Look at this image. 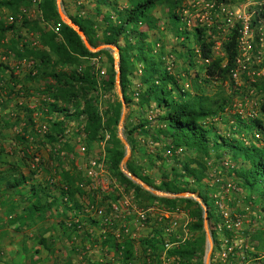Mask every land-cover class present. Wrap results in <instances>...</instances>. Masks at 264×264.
Here are the masks:
<instances>
[{"label":"rangeland","instance_id":"obj_1","mask_svg":"<svg viewBox=\"0 0 264 264\" xmlns=\"http://www.w3.org/2000/svg\"><path fill=\"white\" fill-rule=\"evenodd\" d=\"M71 3H80L83 5V10L80 14L92 12V4L87 0H69ZM120 4L126 3V0H117ZM259 0H232L231 3H226L227 9L235 12L234 14H250L253 12L256 2ZM56 2V0H55ZM70 3V4H71ZM59 4L64 13L62 5L59 0ZM179 5L183 7L181 14L185 17H189V22L185 25L187 29L191 28V25L198 24V13L203 10L208 11L210 14V22L207 24V33L210 34L212 39L211 52L213 55H223L222 43L225 39L227 32L230 27L239 17H232V21H224L223 15L210 7H206L202 0H180ZM25 7V12H21L20 9ZM107 9L103 6L102 11L107 12ZM168 7L165 4H156L152 12L157 16V23L159 24V45L163 52L166 53L165 63L169 65L168 70L178 75V83L183 89L188 91L190 94H207L212 98H224L226 103L223 109L215 115L206 117V120L214 122V124L220 128L224 133L231 129L233 115L238 113L244 117L257 116L264 120V94L257 84L252 85L250 82L259 80V77L264 74V42L259 44L255 35L252 39V48L248 51L249 56L246 59V68L241 70L236 78L229 77L226 80H207L202 79V68L200 67V61L196 57H192L194 62L188 64V61L183 57L182 53L187 46H191L192 42H185L187 46H184L179 42L182 40L181 37H176L174 31L176 28L182 29L183 23L172 21L168 17ZM178 10V8L176 9ZM32 14L30 17H26ZM8 15L13 17L11 24L12 27L6 29L0 34V50L6 52V60L9 63L0 62V133L4 134L5 130H13L19 128L22 125L23 110L19 107L20 105L34 106L35 104L41 103V100L52 101L50 95V88H47V83H51L49 72L50 70L68 69L69 67H75L78 63H55V54L52 53L50 48L40 40L36 38L35 43H31V39L26 35L20 28L19 23L23 18L27 20H38V13L35 11V6L32 0H0V20L6 23ZM59 15V14H58ZM25 16V17H24ZM60 17V15H59ZM251 17V15H250ZM249 17V21H250ZM40 26L41 22L37 21ZM51 23V21L49 20ZM69 24V23H68ZM254 26V25H252ZM24 28V27H23ZM6 39H3V38ZM82 38V37H81ZM83 38L84 35H83ZM86 39V38H85ZM87 41V40H86ZM88 42V41H87ZM17 44H19L17 46ZM89 44V43H88ZM90 45V44H89ZM114 44L110 43H99L96 46H91L89 50L95 51L91 56L97 57V64L99 68L104 70L103 73L93 71V78L95 82L93 85L86 89L85 96L89 98L92 104L94 112L101 116L102 121L109 122V128L104 129L101 133V137L93 139L87 142L84 138L85 135L82 132V113L75 115L71 114L69 117L56 115L55 112H51L50 118L56 121L54 125H49L43 120L42 115L37 109H34L31 116L34 118V125L39 128L40 131L49 130V132H60L51 133L54 134L55 140L53 144H47L39 149L38 154L44 159L43 163L36 169L35 177L39 179L47 180L49 176L58 178V173L54 171V168L58 170H69L71 172L72 190L77 203L83 206L98 205L104 206L107 210V205L114 199H121L122 197L133 198L134 189L131 185L123 183L116 176H114L108 169L105 161V146L108 144L111 135L110 130L115 132V135L119 138L123 146V155L119 161V168H125V162L131 163L138 172L136 175L146 176L149 178L151 184H147L152 194L162 197H179L187 196L197 202V205L201 209L202 217V232L204 233L203 243V258L210 244L209 250V264H218V256L216 255L215 245L219 232H214V222L210 221L208 224L207 217L204 219V201L201 195H204L208 200L212 192L218 194L222 200L227 197L228 206L239 212L243 218L242 226L245 229V242L250 247L251 256H259L258 259L254 260V264H264V199L258 198L254 192L248 186L242 185L238 182L237 176L232 173L231 166L233 160L227 157L224 153L221 157L216 158L212 150H209L208 154L204 155L198 151L192 149L181 148L177 150L174 146L171 150L167 147L168 139L164 137L161 132L162 122L158 118L161 109L157 108L154 101L149 98L142 100L141 91L139 88V82L137 75H132L126 82L124 90L121 88L120 77L116 74V67L118 65V49L115 48ZM12 46L23 48L26 50H32L36 52L35 56H31L26 51L24 55L15 58V54L12 50ZM11 47V48H9ZM98 48H105L113 57V83L110 87L106 86L104 81L107 78L105 66L107 64L106 55L102 51H96ZM24 49V50H25ZM187 50V49H186ZM46 52L49 54V59L42 54ZM185 52V51H184ZM183 52V53H184ZM169 55V56H168ZM47 61L46 74L39 76L28 77V74H34L35 68H39L41 62ZM135 67H140V63L134 61ZM6 75L2 74L4 68ZM46 80V81H45ZM48 83V84H49ZM45 85V88H44ZM48 89L46 95L44 90ZM46 91V90H45ZM137 92L136 94L134 92ZM123 92L125 94V100ZM69 101L66 106V112L69 114L72 111L77 112L82 107L83 96L77 95ZM119 102V115L115 121L112 120V110ZM47 104H43V108L46 109ZM49 114V113H48ZM47 116V114H44ZM143 123V127L147 128V132L139 133L140 126L137 124ZM130 125H136L135 131L131 134L126 133L127 127ZM60 127V128H59ZM242 131L243 136H247L248 132ZM255 132V130H253ZM2 135L5 138H11V136ZM11 142L5 141L4 143ZM84 145V149H80V145ZM8 146V145H7ZM47 157V159H46ZM104 158L103 171L106 176L110 178L109 190H102L96 185L95 176H89L85 172V164L91 158ZM227 160L229 166L222 164V160ZM72 163L74 167H72ZM201 164V175L198 180H195L190 175H186L183 170V164L194 166L198 168V164ZM178 173V176L174 178L178 181V185L184 186L185 190L182 192L186 195H181L178 192H171L157 188L162 176L166 174L168 178H171V171L173 170ZM122 171V170H121ZM129 171V170H128ZM123 172V171H122ZM124 173V172H123ZM125 174V173H124ZM126 175V174H125ZM219 176L222 180H230L236 183L237 189L228 190L224 193L222 188L213 183V176ZM127 176V175H126ZM129 177V176H127ZM130 178V177H129ZM131 179V178H130ZM141 179V178H140ZM132 180V179H131ZM142 180V179H141ZM133 181V180H132ZM143 181V180H142ZM144 182V181H143ZM142 187V186H141ZM259 187V183L256 184ZM144 188V187H143ZM253 190V191H252ZM180 192V191H179ZM136 202L137 207H143L147 203ZM150 204L155 207V212L159 210H168L172 213L169 215L176 219L177 223L174 228L167 231L164 236L166 240L172 242L171 245H176L184 237H191L196 234V230L192 231L187 228L188 222L195 219L196 208L198 207L193 202L177 201L175 204H166L157 198L149 200ZM106 205V206H105ZM124 205H120V209ZM61 209L57 211L53 216L54 221L60 225L64 218L72 214V209L68 207L59 206ZM127 210V208H123ZM66 212V213H65ZM65 214H68L65 216ZM88 216L89 212L86 213ZM65 216V217H64ZM152 219V218H151ZM150 219V220H151ZM185 221V225L182 228V223ZM59 222H61L59 224ZM115 222V221H114ZM138 224L151 225V230L145 233L143 228L135 229V235L133 237L124 238L133 239L137 245H135V255L138 257V263L142 259L143 264H161L159 260V252L162 244L158 242V237L155 235L157 230L153 223L144 222L138 220ZM203 222H206V226H203ZM114 224V223H113ZM63 229V230H62ZM81 232V231H80ZM89 234V233H88ZM73 233L68 231L61 224V230L55 232L54 239L52 242L59 245L60 253L66 254L70 239L73 240V247L68 249L71 255L74 256L80 251L78 248L79 243L76 240L77 237H73ZM150 238L149 241H145V238ZM142 244V245H139ZM147 244V246H143ZM142 249V250H139ZM170 256V255H169ZM119 264V263H118ZM163 264H174L170 260Z\"/></svg>","mask_w":264,"mask_h":264},{"label":"trees","instance_id":"obj_2","mask_svg":"<svg viewBox=\"0 0 264 264\" xmlns=\"http://www.w3.org/2000/svg\"><path fill=\"white\" fill-rule=\"evenodd\" d=\"M92 4V12L80 14L83 10V5L80 3H71L69 0H60L63 10L67 17L81 29L84 37L91 46H96L99 43H110L116 45L118 49V69L120 84L122 90L126 85L127 80L132 75H137L139 88L141 91L142 100L151 98L156 107L161 109L158 118L162 122L161 132L164 137H167V147L171 150L174 146H180L185 149H192L204 155L208 154L209 150L213 151L216 158L221 157L224 153L227 157L233 160L231 171L234 173L238 182L242 185L254 189L258 198L264 199V120L257 116L244 117L238 113L233 115L231 129L226 133L222 132L214 122L206 120V117L217 114L223 109L226 99L212 98L207 94H190L183 89L178 83V75L168 70L165 63L166 53L163 52L161 44L159 45V24L157 16L152 12L156 4H165L168 7V17L174 24L176 21L183 23V28L174 31L176 37H181V44L187 46L188 42H192L191 46H187L182 53L188 64L194 62L193 56L200 61L202 68V79L207 80H226L230 77V69L235 66V56L237 54L236 37L238 23H234L227 32L222 43L223 55L216 56L211 52L212 39L207 33L208 25L193 24L190 29L185 26L187 24L186 17L181 14L183 7L179 5L180 0H126V3L120 4L117 0H87ZM214 4L231 3L232 0H212ZM3 2V0H2ZM71 3V4H70ZM105 7L107 12L102 11ZM36 7L39 11L38 20H27L23 18L19 25L35 31L37 38L43 40L48 48L55 54V63H78L75 67L68 69L50 70L47 69V61L41 62L40 67L35 68L34 74H28V77L39 76L49 73L51 83H47V88H50L52 101L41 100L39 104L34 106L20 105L24 111L22 116L23 124L21 126L23 133L12 136L21 144L20 162L17 164L10 160L12 152H8L0 148V183L6 188L16 187L20 184L28 186V199L25 201V213H40L45 214L50 211V214L60 211L59 206L72 209V214L67 216L68 219H76L70 221L69 225L59 222L68 231H71L78 238L80 231H83L85 223H95L96 219L88 216L83 210V206L77 203L72 190L71 172L69 170L54 171L58 173V178L49 176L47 180L35 177L36 169L39 168L44 159L38 154L41 146L53 144L55 133L40 131L34 127V118L31 113L37 109L42 115L43 120L49 125L57 122L51 119V112L56 115L69 117L71 114L78 115L82 113V132L85 135L87 142L101 137L104 129L109 128V122H104L101 116L94 112L89 98L85 96L86 89L93 85V68L85 63L84 57L91 56L95 51L89 50L81 36L68 23L62 21L56 9L55 0H37ZM178 8V10H176ZM254 11L250 17V24H259V19L264 20V0L256 2ZM41 20H50L51 23L58 22L57 33L52 31L46 25L40 26L37 24ZM186 23V24H185ZM12 27L11 24H4L0 20V34L6 29ZM257 39V31L255 35ZM264 37V35H263ZM185 42H187L185 44ZM11 48V47H9ZM23 50L12 46V50L16 56H22L26 51L31 56H35L36 52L32 50ZM96 51H102L106 55L107 64L105 71L107 78L104 81L105 85L110 87L113 83L114 67L113 57L105 48H98ZM46 60L49 59V54L42 53ZM134 61L140 63V67H135ZM82 65V66H81ZM45 77V76H42ZM46 81V80H45ZM252 85L264 90V74L259 77L257 82L251 81ZM45 88V85H44ZM44 90V94L48 92ZM83 96L82 107L77 112L72 111L67 113L66 104L77 95ZM124 98L126 97L123 92ZM125 100H128L125 98ZM43 104H47L46 109ZM264 109V105L262 106ZM49 113V114H48ZM44 114H47L45 116ZM119 115V102L117 101L112 110V120L115 121ZM36 125V124H35ZM140 126L139 133L147 132V128L143 123L137 124ZM35 128V133L25 135L26 129ZM60 128V127H59ZM136 125H130L126 129L127 134L135 131ZM255 130V132H253ZM32 131V130H31ZM242 131L248 132L247 136L242 135ZM243 132V134H244ZM246 132V133H247ZM54 133V134H51ZM111 135L108 144L105 146V161L108 169L123 183L132 186L135 192L140 195L157 198L166 204H175L179 201L193 202L195 200L187 196L179 197H162L152 194L149 190L141 187L138 183L132 181L119 168V161L123 155V146L119 138L113 130H110ZM34 142L36 145L28 146ZM47 159V157H46ZM16 160V159H15ZM19 163H22L23 168H20ZM198 168L183 164V170L186 175H190L195 180H198L201 175V164ZM72 167H74L72 163ZM125 167L134 175H138L135 167L125 162ZM171 178L164 174L156 185L157 188L179 192L185 190L184 186L178 185V181L174 178L178 173L172 168ZM140 178L151 184L149 178L140 176ZM259 183V187L256 184ZM253 191V190H252ZM207 208L208 224L216 218V214L212 203L204 195H201ZM198 206V205H197ZM66 213V212H65ZM195 219L188 222L187 228L192 231L196 230V234L191 237H184L176 245H170L167 248V253L179 264H202L204 233L202 232V217L201 209L196 208ZM6 215V214H5ZM64 216V217H65ZM11 222L14 221L13 215L6 216ZM79 226H77V223ZM115 223V222H114ZM60 224V225H61ZM99 225V224H98ZM102 226V225H100ZM112 240V239H107ZM149 241L147 237L144 239ZM44 242V240H42ZM124 246L119 253L121 262L119 264H127L129 259H137L135 262L129 261L130 264H137L138 257L131 250L130 239L123 238ZM159 244L161 243L158 238ZM142 245V244H139ZM116 246V245H115ZM75 248L74 245L71 248ZM139 250H142L139 248ZM141 259L139 264H143Z\"/></svg>","mask_w":264,"mask_h":264},{"label":"crops","instance_id":"obj_3","mask_svg":"<svg viewBox=\"0 0 264 264\" xmlns=\"http://www.w3.org/2000/svg\"><path fill=\"white\" fill-rule=\"evenodd\" d=\"M31 15L26 13V17ZM60 19L62 20L61 17ZM23 27L20 25L24 33L30 31V29ZM32 32L36 33L35 31ZM17 57L20 56H15V58ZM7 62L9 63L8 60L5 63ZM2 68H4L2 74L6 75L5 72L9 68L4 66ZM21 123L23 124V121ZM21 126L13 130H5L4 134L0 133V148L12 152L10 160L16 164L20 162L18 159L21 157L22 146L12 136L23 133ZM35 131V128L31 127V129H26L25 135L27 136L31 132L35 133ZM5 134L11 138L3 137L2 135ZM4 140L11 142L4 143ZM33 145L36 144L32 142L28 146ZM21 164L18 165L23 168ZM27 188L25 183L9 188L0 183V264H118L121 262L119 253L124 246L123 238L133 237L137 228H143L145 233L151 230V226L138 224L133 210L129 211L122 208L115 214V223L110 226H100L96 222L85 223L83 231L78 234L76 239L79 243V247H76L80 251L78 254L72 256L71 251L68 250L73 245L72 239H70L66 254L60 253L59 248H57L59 245L57 246L52 242V239H54L55 232L61 230V225L54 221V215L53 213L50 214V211L45 214L39 212L25 213L24 200L28 199L29 193ZM132 200L138 203L141 200V203L150 204L149 196L140 195L135 191ZM8 214L15 217L14 221L10 222L7 219ZM73 237L75 238L74 235ZM108 238L112 240H107ZM129 239L131 250L135 253V245L137 244L133 239ZM143 246L146 247L147 244H143ZM129 261L135 262L137 259L132 258Z\"/></svg>","mask_w":264,"mask_h":264},{"label":"built area","instance_id":"obj_4","mask_svg":"<svg viewBox=\"0 0 264 264\" xmlns=\"http://www.w3.org/2000/svg\"><path fill=\"white\" fill-rule=\"evenodd\" d=\"M35 6V11L39 13L36 2L37 0H32ZM203 4L207 7L214 9L215 11L221 13L223 15V20L231 22L232 17H239L236 19L237 26V37H236V48L237 54L235 56V66L230 69V77L236 78L241 70L246 68V59L249 56V50L252 48V39L253 36L256 35L257 31V41L259 44L264 42V20L259 19V24H255L252 26L249 21V17L252 14H234L231 10L227 9L226 5L223 3L214 4L212 0H202ZM25 7L20 9L21 12H25ZM254 11V10H253ZM199 24H208L210 22V14L208 11L203 10L198 13ZM13 17L8 15L6 18V23H11ZM40 22L47 27H49L52 31L57 33L58 22L50 23L48 20H41ZM186 22H189V17H186ZM234 25V24H233ZM26 35L31 39V43H35L37 34L31 31H26ZM8 52V51H6ZM6 52H2L0 50V62H5L6 60ZM169 56V55H168ZM85 63L92 66L94 71H98V73H103L104 70L99 68L97 64L96 56H86L83 58ZM82 66V65H81ZM166 67H169L167 65ZM137 93L136 91L134 92ZM264 94V90H262ZM182 147L177 146L176 149L180 150ZM80 149H84V145H80ZM222 164L226 167L229 166L227 160L223 159ZM104 158H91L85 164V172L89 176H95L96 185L102 190H109L110 188V178L106 176V173L103 171ZM213 183L217 184L220 188H222L224 193H227L228 190L232 191L237 189L236 183L230 180H222L219 176H213ZM212 206L214 208L216 218L213 220L214 222V232H219V236L217 238L215 245L216 255L218 256V264H254V260L258 259L259 256H251L250 255V247L245 242V229L242 226L243 218L239 212L232 209L228 206L227 197L225 200L219 198L218 194L212 192L209 196ZM124 205L123 208H127V210H133L135 212L136 220H143L144 222L153 223L156 227V236L158 238H162L161 249L159 252V260L160 263L163 264L166 261L170 260L174 262V264H179L177 260L173 258V256H169L167 253V248L170 247L172 242L166 240L164 234L170 229L174 228L177 221L174 216H170L172 213L168 210H159L155 212V207L152 204H145L143 207H137L136 202L132 200V198L122 197L121 199H114L109 202L107 210L104 206L98 205H89L84 206L83 210L89 215H91L94 219H96V224L102 226H110L114 223V216L119 211L120 205ZM106 206V205H105ZM152 218V219H151ZM151 219V220H150ZM70 221H76V219H68L64 220L66 225L70 224ZM77 223V222H76ZM185 221H183L182 228L185 225ZM79 226V224H76ZM148 226H151L150 224ZM127 264H130L129 262ZM193 264V263H189Z\"/></svg>","mask_w":264,"mask_h":264},{"label":"water","instance_id":"obj_5","mask_svg":"<svg viewBox=\"0 0 264 264\" xmlns=\"http://www.w3.org/2000/svg\"><path fill=\"white\" fill-rule=\"evenodd\" d=\"M56 9H57L58 14L62 18V20L65 21L66 23H69L77 31V33L82 37V40H83V43L85 44V46L90 49L91 46L88 44L86 39L83 38V33H82L81 29L79 28V26L74 24L65 14L62 13V10H61L60 4H59V0H56ZM114 47L116 48V46H114ZM116 74H117V76H119L118 65L116 67ZM121 170L127 176H129L134 182L138 183L140 186L147 188V189H150L149 187H147V184L145 182H143L140 178H138L136 175H134L130 171L126 170L123 167H121ZM178 193L181 195H186V193H184L182 191H180ZM203 206H204L203 214H204V219H205L207 217V208H206L205 204ZM203 226H206V222H203ZM209 250H210V244H208V247L206 248L204 258H203V264H209V257H208L209 256Z\"/></svg>","mask_w":264,"mask_h":264}]
</instances>
